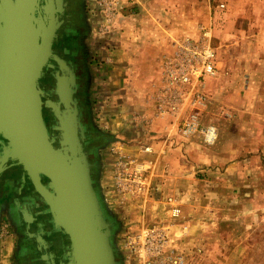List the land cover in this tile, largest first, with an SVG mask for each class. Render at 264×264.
Masks as SVG:
<instances>
[{
    "label": "rangeland",
    "instance_id": "rangeland-1",
    "mask_svg": "<svg viewBox=\"0 0 264 264\" xmlns=\"http://www.w3.org/2000/svg\"><path fill=\"white\" fill-rule=\"evenodd\" d=\"M121 1H118L120 3L119 7L113 15L112 12L108 11L106 6L107 0H86L88 21L91 20V26L94 29L87 43H89L88 47L90 50H94V53L96 50L101 52V49L102 51L105 49L106 39H110L112 36L117 38L115 37L116 30L114 32L113 28L112 31L110 30L111 24L109 25V20L119 18L123 14L122 9L124 7L122 3L124 0ZM206 2L207 0H177V6L180 3L183 4L179 17L185 19L189 15L190 3L193 5L199 3V8L195 12L196 14L198 13L199 18L203 17L205 19L206 13L202 9L205 8L204 3ZM97 3H99L98 6ZM221 4H224L225 7H219ZM93 5H96V7ZM240 7H247V9L242 11L243 8ZM211 9V22L208 24L201 23L199 27H192L187 24L184 27V32L180 34L181 36L177 40L187 36H197L201 26H213L219 70L217 76L209 80L220 81L223 83L222 85H227L228 89L212 105V93L216 89H209V86H207L206 91L210 99L208 98L209 103L202 109L201 116L204 123H214L218 127L219 140L220 133L224 130V141L227 140L229 144H233L236 141L240 142V136L244 140H248L246 139L248 135H244V133H247L246 131L250 125L245 123V121L253 120L256 117L251 107L252 97L249 98L248 96L250 95L248 87L250 82L249 73L258 65L256 56L260 51H264V0H212ZM99 14L103 22L95 30L99 23ZM233 18L238 19L242 26L240 25V28L231 27L228 30L226 27L227 20ZM93 24L95 25L94 27ZM94 37L97 38L94 39ZM120 47L122 48V45ZM99 52L96 54L99 60L97 65H93V60L96 57H93L92 60L90 57V63H92L90 66L91 75L88 76V80H85V91L81 100L83 104L78 102V110L81 116L86 114L89 118L97 120L99 123L97 128L105 135L108 136L112 132L116 135L122 134L121 136H124V133H121L120 130V128L123 130L125 127H122L123 123H120L119 128L116 124L115 127L113 123L107 122L109 118L123 117L124 113L118 111L121 107H116L112 114V105L105 104L106 98H108L107 94L110 92L108 91L107 75L101 70V66L105 61L102 60V55ZM161 70L156 80L158 83ZM241 70H243L242 74L240 73ZM243 77L244 80L241 82ZM136 122L138 124V120ZM130 126L136 127L134 125ZM144 126L146 131L142 132L143 137L146 134L151 136L156 135L157 132L153 133L152 131L156 130L157 125L153 126L154 130L152 123L150 125L145 124ZM183 139L185 138L183 137ZM219 140L214 145H206L202 140L201 142L207 148H215L218 146ZM148 141L151 142L150 140ZM247 143L252 145L254 141L248 140ZM259 143L260 141L257 142V144ZM154 144L155 141L147 145L153 146ZM110 145L111 143L100 151V187L97 193L100 197L101 208L104 209L103 207L105 206L109 211L116 214L117 222L113 223L117 226V231L114 234V245L116 250L123 255V261L125 259V251L122 247L124 236L128 232L140 230L143 225L154 226L160 224L171 227L173 245L178 248L179 252L185 255L190 264H264V169H262L264 168L262 167L264 157H261L258 153L256 155L253 153L252 156L237 154L238 158L250 161L245 164L246 171L233 177V179L227 180L226 192L228 199L224 204H220L223 212L222 217L224 218L221 227L219 230L213 228L209 238L202 235L201 232L193 237L191 235V225L188 221L189 216L182 209L183 202L181 200L178 201L183 217L174 221L170 215L172 207L169 202L170 198L167 199V197L171 196H168V192L163 193L159 183L168 174L161 171L160 167L162 158L167 153L160 154L154 146L156 153L147 154L143 151L142 147V153L146 155L141 157L134 154L130 155L128 152L125 153L121 149H112ZM122 157L136 160V163L146 162L145 164H149V162L153 161L152 168L146 173L147 186L145 190H149L150 192L146 194L144 192L140 195L142 197L139 199L140 201L137 200V196L130 197L128 194L117 191L114 188L115 170L113 167L117 166V162ZM250 168L257 170L252 171ZM212 170L218 172L216 169ZM212 170L209 172L210 174L206 175L207 179H213L216 176L214 174L217 173L211 174ZM198 175L203 174L199 172ZM157 193L161 196L157 197ZM160 197H166L162 199V201L165 199L166 201L160 202ZM162 203H165V205L161 207V210L159 206ZM214 212L218 215L217 210H214ZM3 226L2 233L3 235L6 234V236L8 234V236L4 237L2 241L0 240V264H15L14 255L16 246L14 237L8 226L6 224ZM184 227L188 229V234L186 235L182 232L184 231Z\"/></svg>",
    "mask_w": 264,
    "mask_h": 264
},
{
    "label": "crops",
    "instance_id": "crops-1",
    "mask_svg": "<svg viewBox=\"0 0 264 264\" xmlns=\"http://www.w3.org/2000/svg\"><path fill=\"white\" fill-rule=\"evenodd\" d=\"M211 3L212 0H207L204 3L205 8L202 10L206 13L205 19L199 18L198 13L196 14L199 3L194 5L190 3L189 15L184 19L179 17L183 4L180 3L177 6V0L123 1L124 8L121 17L109 20L110 30L112 31V28L113 32L116 30V36L115 33L114 36L117 38L112 36L110 39H106L105 49L103 51L101 49V52L96 50L94 55L96 58L93 60V65H97L99 60L96 54L99 52L102 55V60L105 61L101 70L107 75L108 91L111 93L107 94L109 99L106 98L105 104L112 105V114L116 107H121L118 111L124 113L123 117L109 118L107 121L113 123L115 127L116 125L119 127L120 123H123L122 127L125 126L123 130L119 127L124 136L109 133L110 147L115 150L121 149L130 155L144 157L146 154L142 153V147L145 145L155 141L153 147L155 146L160 154L161 149L165 146V154H167L162 158L160 167L161 171L168 174L159 181L163 193L168 192V196H171L167 199L172 198L183 202L182 209L189 216L191 235L194 237L201 232L208 238L211 235V230L213 228L219 230L224 220L220 204H224L228 199L227 180L233 179L247 170L245 164L250 160L240 159L237 154L252 156L253 153L254 155L258 153L264 157V51L259 50L260 52L256 56L258 65L249 73L248 90H250V95L248 96L252 97L251 107L256 117L253 120L245 121L250 126L244 135L247 134L249 137L247 136L246 139L254 141L252 145L247 143L248 140H244L242 136L239 137L240 142L229 144V141H224L223 130L220 133V140L218 138V146L207 148L201 139L181 138L173 116L156 117L155 95L158 86L156 80L159 77L165 56L172 52L174 41L181 36L180 34L184 32V27L187 24L199 27L201 23L211 22ZM98 5L99 3H97ZM93 6L96 7V5ZM246 9L247 7L242 11ZM238 19L227 20L228 30L231 27L240 28L241 24ZM101 20L99 14V23L95 30L103 22ZM88 22L91 26V20ZM91 29L93 34L92 26ZM96 38L94 37V39ZM94 41L96 42V40ZM240 73L242 74L243 70ZM243 80L244 77L241 82ZM222 84L213 79L206 83L204 92L208 98L207 86L209 89H216L212 93V105L228 89L227 85ZM208 91L210 92V90ZM91 120L95 127L99 126L97 120L94 118ZM136 120H138V124ZM150 123H152V127L157 125L156 130L152 131L157 133L154 136L146 134L143 137L142 132L146 131L144 125H150ZM258 141H260L259 144H257ZM113 169L115 170V167ZM212 169H216L218 172H214ZM250 169L254 170V168ZM211 170V174H217H214L216 176L213 179H207L206 175L210 174ZM199 172L203 175H198ZM156 196L161 195L157 193ZM164 198L166 197L161 198L160 202H165L166 199L162 201ZM162 204L159 206L161 210L165 203ZM214 210H217L218 215ZM192 240L194 241V239Z\"/></svg>",
    "mask_w": 264,
    "mask_h": 264
},
{
    "label": "water",
    "instance_id": "water-1",
    "mask_svg": "<svg viewBox=\"0 0 264 264\" xmlns=\"http://www.w3.org/2000/svg\"><path fill=\"white\" fill-rule=\"evenodd\" d=\"M0 10V137L7 141L1 158L6 167L11 160L24 167L51 206L57 227L65 228L72 243L68 264H115L112 235L83 147L84 127L72 88L76 81L60 82L65 109L49 102L61 132L56 146L43 119L39 86L49 44L39 43L30 21L16 25L11 0ZM42 176L49 179V188L42 184Z\"/></svg>",
    "mask_w": 264,
    "mask_h": 264
},
{
    "label": "flooded vegetation",
    "instance_id": "flooded-vegetation-1",
    "mask_svg": "<svg viewBox=\"0 0 264 264\" xmlns=\"http://www.w3.org/2000/svg\"><path fill=\"white\" fill-rule=\"evenodd\" d=\"M5 1L0 0V8H5ZM11 3L16 25L23 26L25 20L30 21L38 32L39 43L43 46L49 44V60L39 79L43 92L42 115L50 137L56 146H60L58 119L49 102L65 109L58 92L60 82L75 79L73 97L82 103L85 80L91 75L90 57L92 60L95 55L86 43L92 34L86 0H11ZM3 12L5 14V10ZM72 107L75 106L72 104ZM80 122L85 135L83 147L92 165L93 186L97 192L100 187V151L110 139L86 114L80 115ZM6 142L0 137V240L8 236L2 233L6 224L15 241V264H68L72 244L69 235L65 228L57 227L51 206L24 167L14 160L6 167L1 158ZM42 183L49 188L50 181L46 176L42 177ZM103 208L102 214L112 235L115 264H123L124 257L114 245L116 214L105 206Z\"/></svg>",
    "mask_w": 264,
    "mask_h": 264
},
{
    "label": "built area",
    "instance_id": "built-area-1",
    "mask_svg": "<svg viewBox=\"0 0 264 264\" xmlns=\"http://www.w3.org/2000/svg\"><path fill=\"white\" fill-rule=\"evenodd\" d=\"M121 0H107L108 11L115 14ZM130 2L132 0H124ZM219 7H225L224 4ZM218 54L214 44L213 26H201L197 36H187L174 41L172 52L165 56L160 80L156 89V117L171 115L178 125L179 134L188 139H201L206 145H214L219 138L214 123H204L201 111L209 103L204 92L209 79L217 76ZM147 154L156 153L151 145H145ZM161 154L166 152L165 146ZM154 160V159H153ZM122 157L115 167L114 188L130 197L141 199L147 186L146 173L149 164ZM152 171V170H151ZM150 188V187H148ZM140 201V200H139ZM176 199L170 198V215L174 221L183 217ZM171 227L164 225L146 226L128 232L122 241L125 251L123 264H190L185 255L173 245ZM183 234H188L184 227ZM177 234V232H176Z\"/></svg>",
    "mask_w": 264,
    "mask_h": 264
}]
</instances>
